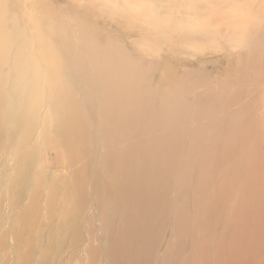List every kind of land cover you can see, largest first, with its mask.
I'll return each instance as SVG.
<instances>
[{
	"label": "bare ground",
	"instance_id": "1",
	"mask_svg": "<svg viewBox=\"0 0 264 264\" xmlns=\"http://www.w3.org/2000/svg\"><path fill=\"white\" fill-rule=\"evenodd\" d=\"M149 3L125 1L122 14L112 19L136 27L138 37H125L135 45L130 48L119 39L102 47L106 39L84 28L82 35L95 46L75 53L58 44L54 53L49 43L38 41L37 60L25 42L16 44L0 31V68L6 63L0 97L15 74L39 77V62L50 66L43 68L49 80L64 81L53 84L50 118L65 172L76 174L79 188L66 185L63 204L72 206L77 193L79 211L108 202L111 217L120 215L113 250L124 264H147L152 256L159 264L168 259L167 264H264V19L258 18L264 11L255 14L249 6L247 19L233 15L221 24L208 23L204 40L196 36L206 51L194 54L225 65H212L204 74L200 66L188 69L173 57L193 52L179 45L176 38L184 34L176 27L158 30L155 24L164 21L152 23ZM227 7L238 10L233 0ZM188 36L193 35L184 39ZM219 38L224 46L215 45ZM14 45L10 56L12 50L4 47ZM22 49L29 64L7 66ZM34 95L27 90L32 105ZM74 226L78 231L81 223Z\"/></svg>",
	"mask_w": 264,
	"mask_h": 264
},
{
	"label": "rangeland",
	"instance_id": "2",
	"mask_svg": "<svg viewBox=\"0 0 264 264\" xmlns=\"http://www.w3.org/2000/svg\"><path fill=\"white\" fill-rule=\"evenodd\" d=\"M125 1H129L130 5L135 1L146 3V7L150 1L153 6L152 23L164 21L163 25L156 23L155 26L158 30L167 29V32L174 31L176 27V33L184 34L176 38L179 45L182 48L186 45L189 48L184 49L193 52L176 53L173 57L185 68L198 70L200 66L204 74L212 65L215 68L225 65V62L214 65L215 57L205 60L208 59L207 54H199L198 57L194 54L199 50L201 53L206 51L205 43L196 36L204 37V31L211 29L208 23L215 21L221 24L233 15L247 19L249 16L244 11L251 6L255 14L259 9L264 11V0H233L238 10L225 8L232 0H0L1 35L15 37L16 44L25 42V48L31 49L37 60H41L36 48L38 41L49 43L54 53L58 44L75 48V53L83 52L85 47L82 46H95L82 35L84 28L90 36L106 39L107 44L101 43L102 47L119 39L130 48L135 45L125 37L128 33L138 37L134 30L136 27L124 19L113 21L114 16L122 14ZM114 8L117 12H113ZM222 9L224 11L221 12ZM213 12L215 16H209ZM185 34L194 37L184 39ZM176 35L172 38L175 39ZM224 44L219 38L215 45ZM14 48L15 45L4 47L12 50L10 56ZM160 49H164V45ZM16 62L22 67L29 64L30 59L23 49L20 58L10 61L7 66L12 68ZM44 64L39 62L40 66L36 68L39 77L34 75L30 79H22L15 74L6 83L7 87H4V94L0 97V264H124L113 250V239L119 234L117 225H120V215L111 217L106 209L108 202H103L99 208L85 205L86 208L79 211L77 205L82 194L77 193L72 206L63 204L64 187L73 184L77 189L79 184L76 174L72 178L65 172V161L60 156L61 146L54 142L59 134L55 120L51 124L50 118L54 108L49 102L57 92L53 84L60 86L64 81L54 83L52 78L49 80L43 68L47 71L50 66ZM139 65L136 69L141 73L143 68ZM5 67L6 63L1 68ZM60 67L58 62L55 76ZM212 75L220 74L213 72ZM11 85L9 91L8 86ZM28 89L35 94L33 105L25 99ZM81 95L84 96L81 93L78 96L83 99ZM63 106L67 108L69 105L63 103ZM79 164L75 163V167ZM112 168H117V165ZM51 193L56 197H49ZM89 196L93 200V195L89 193ZM106 199L111 200L110 193ZM75 223H81V228L77 226L79 232ZM213 242L211 247L216 246ZM211 258L216 257L211 255ZM167 262L171 260L162 264ZM147 264H159V261L152 256L148 257Z\"/></svg>",
	"mask_w": 264,
	"mask_h": 264
}]
</instances>
